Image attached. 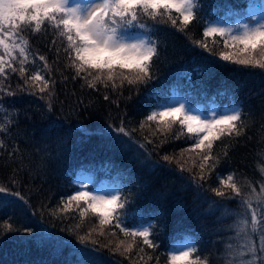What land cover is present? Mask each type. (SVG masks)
<instances>
[{
  "label": "snow or ice",
  "instance_id": "6c2138e0",
  "mask_svg": "<svg viewBox=\"0 0 264 264\" xmlns=\"http://www.w3.org/2000/svg\"><path fill=\"white\" fill-rule=\"evenodd\" d=\"M212 11L219 15L212 18L210 13H205L200 0H0V137L10 135L19 115L14 101L5 97L26 94L44 101L49 111L53 109L56 85L53 69L46 56L33 53L29 34L51 32L52 44H58L54 63H58L62 54L65 70L73 73L71 78L83 80L82 87L93 91H99L100 86L115 92L127 85L139 92L141 85H148L154 79L160 56L159 40L155 37L158 24H168L177 32L187 33L190 25L199 23L203 38L193 39L194 47L226 64L264 71V0H246L240 8L224 4ZM13 76L23 81L15 89L10 84ZM149 95L155 96V90ZM104 99L110 97L105 94ZM57 127L53 125L48 131ZM139 127L147 128L152 138L138 141L133 135L137 129L129 130L123 119L119 126L110 123L107 126L110 131L101 132L110 137L115 133L113 142L142 156L149 162L148 166L166 167L169 172L179 173L182 182L195 188L197 198L203 196L210 208L223 209L222 217L233 218L232 223L220 229L230 235L223 240L219 264H264V179L257 182V191L251 181L239 183L235 173L217 174L218 186L211 188V195L217 199L204 195L208 192L205 182L221 161L220 154L215 152L216 143L245 133L242 105L233 102L221 110L213 107L202 114L183 98L161 100L157 96ZM181 137L191 143L179 153L164 154L153 161L147 145H155L157 141L164 144ZM52 143L53 151L66 150L58 137ZM4 147L0 138V148ZM227 147L225 144V157ZM16 151L14 148L13 153ZM258 170L264 177V169L258 166ZM11 182L15 185V178ZM72 185L73 193L61 197L51 214L54 218H67L69 213H78L75 228L81 247L73 249L78 258L75 264H103L102 249L130 261L138 258V264H160V256L152 254L158 248L152 238L154 226L129 227L126 223V208L133 196L132 192L125 194L127 185L96 187L85 181H72ZM245 186L250 191L245 192ZM237 198L239 211L230 210L223 203ZM18 201H23V205L29 203L19 191L0 186V205L12 206ZM12 220L9 216L0 222L3 228L0 235L21 231L36 235L26 212L21 223L27 226L17 227ZM85 221L91 227L79 234ZM40 231L43 233L44 229ZM120 234L123 239L118 238ZM134 250L135 258L131 255ZM165 254L166 264H210V258L200 254L199 241L184 234H179L161 255Z\"/></svg>",
  "mask_w": 264,
  "mask_h": 264
},
{
  "label": "trees",
  "instance_id": "16d2710c",
  "mask_svg": "<svg viewBox=\"0 0 264 264\" xmlns=\"http://www.w3.org/2000/svg\"><path fill=\"white\" fill-rule=\"evenodd\" d=\"M245 3L246 0H240L237 3H231V5L233 8H240ZM219 6L222 5L219 4ZM157 26L168 32L176 43L189 48L192 57L196 61H210L215 66L216 79L205 85L208 87L209 98L218 93L222 95L230 93L235 100L256 101L261 98L264 93V71L226 64L219 61L216 57L209 56L202 49L194 47L187 34L177 32L168 24H158ZM29 39L33 53L46 56L52 66L53 78L56 80L55 97L52 101L53 109L51 111L48 110L44 101L34 96L20 94L16 97L4 98L8 101H14V107L18 110V119L16 124L11 127L10 135L18 136L19 141L15 142L7 136L0 137L4 140L5 145L4 148H0V186H7L13 191H19L29 203L28 205H23V201H18L16 205L12 206L0 205V222L7 220L11 216L13 218L12 223L15 226H27L21 223L23 214L26 212L31 217V223L36 235L29 236L22 231L0 235V264H71L68 260L70 253L74 252V248H79L81 245L60 237L56 232V221L48 212V203L51 197L61 193L59 191L56 192L53 188H48L35 176L34 169L36 167L41 168L36 161V156L41 148L45 147L50 150L54 161L52 149L40 142L46 137L52 140L57 137L59 139H69L68 137H70L71 140L69 139V141L75 147L72 162H79L81 165L85 164V166H89L92 169H98L113 150L117 155L119 166L118 171L113 175L116 180L124 176V178H129L132 172L135 174L139 173L142 177L144 173L152 186L161 188L165 186L168 176L178 173L169 172L166 167L154 169L148 166L149 162L141 170H138L142 163L140 161L142 156L138 157L136 152L127 150L122 145L114 143L112 137H115V133H112L110 137L101 132L102 129L110 131V129H107L110 123L119 126L121 119H123L125 126L131 130L133 127L130 126V128L128 126V123L130 125L129 116L134 112L139 100L148 93L150 83L141 85L139 92L131 90L127 85L115 92L110 87L108 90L102 88L101 92L105 93L106 90L107 93L108 91L109 100L101 102V95L90 99L88 98L89 90L86 87H82V80H73L71 78L73 73L70 70H65V60L62 54L58 63H54L57 60L55 49L58 44L55 46L52 44L54 37L51 32L47 34H29ZM36 63L42 67L40 61H36ZM28 67L31 68L32 65H28ZM65 76L68 77L67 80L64 79ZM18 83L22 84L23 81L13 76L10 80L11 87L15 89ZM260 118L261 116L258 119ZM134 121L133 123L137 125L136 120ZM53 125L58 127L54 131L49 132L48 130ZM81 129H85L86 132H81ZM253 130L262 141L261 135L263 134L261 132L264 133V125H257V128L254 127ZM253 130L250 129V131ZM44 136L46 137L42 140ZM138 141L142 142L141 140ZM223 142L224 139L220 141V144ZM38 143H40L39 146L42 144L41 147H38L39 149L33 148ZM243 143L245 144L246 140H243ZM240 145L242 146V143ZM14 148L17 149L15 153H13ZM147 148L152 154L153 161L160 159L155 151H152L149 147ZM216 149L217 147H215V152ZM263 152L264 145L257 144L253 147L252 153L248 154L247 150H245L246 160L240 162H246L244 164L246 167L244 166L243 168L246 174L249 175L256 172V165L253 160L262 156L260 153ZM9 153L13 154L9 155ZM234 158L235 154L231 156V160ZM235 160L238 161V158H235ZM29 163L30 165L33 164L34 167L29 166ZM260 163L263 165L262 161ZM51 167L52 163L49 168L42 169L48 173ZM172 167L175 166L172 165ZM218 168L221 167L218 165ZM12 178L16 180L15 185L11 182ZM193 194V192L186 190L180 194L182 205L181 208L179 207L174 219L180 224H185L184 213L189 212L190 209L197 205L195 200L197 195ZM209 197L215 199L212 195H209ZM202 200L208 202L204 198ZM225 205L229 207L231 203ZM254 206H256L255 202ZM41 228L44 229L43 233L40 231ZM205 228L206 230L208 229L207 224L206 226L203 225L204 230ZM2 232V223H0V233ZM102 253L101 258H108L113 264H118L112 255L103 250Z\"/></svg>",
  "mask_w": 264,
  "mask_h": 264
},
{
  "label": "rangeland",
  "instance_id": "374dc122",
  "mask_svg": "<svg viewBox=\"0 0 264 264\" xmlns=\"http://www.w3.org/2000/svg\"><path fill=\"white\" fill-rule=\"evenodd\" d=\"M200 2L203 5V10L205 13H210L212 18L218 15V13L212 11L214 7L218 6L216 0H200ZM202 31V26L199 23H193L190 25L187 33L185 34H187L190 38V41H192V39H202ZM155 37L159 40L160 53L159 60L155 65V69L157 68V70L154 69V79L150 82L148 93L139 100L136 108H134V112L129 116L130 125L128 123L129 127L131 126L137 129L133 135L142 142L145 137H152L147 128L140 130V121L147 114L148 106L155 103L157 96L161 100H168L174 96L178 99L183 98L191 104L193 109L204 114L205 112L203 111V107L206 105L202 104V99L205 96V92L202 90L203 87L201 84L206 83L207 79L212 77L214 73L212 72L209 65L205 63L196 64L192 59L191 50L176 43L171 39L167 32L158 29V31L155 33ZM82 83L84 84L83 80L81 84ZM98 88L99 91H93L92 89L87 88L89 90L90 96H88V98H96L101 95V102H105L103 96L108 93V91L106 93V90L108 89H106L105 93H103L101 92L103 87L98 86ZM153 90H155L156 95L150 96L149 93ZM231 103V98L228 95L216 97L208 104L207 109L215 107L217 110H221L223 107L229 106ZM239 105H242L243 118L246 121L245 133L244 135L234 138L233 140H229L227 137L224 138V142L226 141L225 144L228 145V155L226 157L223 155V152L225 151L224 142L222 144H220V141L216 143V152L222 156L219 164V167L221 168L217 167L215 172H213L205 182V188L208 189L209 193H211L212 187L218 186V180L216 179L217 174L224 173L223 175H227L229 173H235L236 179L239 181V183L245 184V181H251L253 186L257 188V191H259V184L257 182L261 179H264V177L261 176V172L258 170V166L259 169H264V156H260L258 159L254 158L253 163L256 165V172L254 174L250 173L248 175L243 169L244 166L246 167V165H244L246 162L243 163L246 160L245 150H247L249 154L252 153L253 147L256 146V144L264 145V133L261 132V134H263L261 135L263 138L261 141L259 136L253 130L254 127L257 128V125H264V93L262 94L261 98H258L256 101H246ZM260 116L261 118L258 119ZM134 120H136L137 125L133 123L135 122ZM250 121L252 122L250 123ZM250 129L253 131H250ZM7 137L13 139L15 142L19 141L18 136L7 135ZM45 137L46 136L42 137V140ZM68 138L70 139V137ZM69 139H60V141L66 146V150L59 153L57 151H53L55 145L52 143V139L46 137L42 142H40L42 144H46L52 149L54 153V161L52 162V167L49 169L48 173L42 168L36 167V169H34L36 174H34L48 188H53L56 190V192L59 191L61 193L51 197L48 203V212H50V214L52 210L56 209L58 206L61 197H66L67 195L73 193L74 189L72 181H85L86 183L96 187L115 185H127V187H129L131 185L125 194L132 192V199L134 197H141L142 201H140L138 208L133 207V209H130L127 205L126 212L128 215H137V219H147L150 217L154 218L153 221L149 223V225L154 226V236L152 237L158 243V248L155 251L156 253L163 252V250L161 251L159 249V247L163 245V241H160L163 240V235L176 238L178 236L176 231L179 228H183L187 232H181L179 234H184L190 239H197L199 241L201 256H208L210 258V264H219L218 257L223 248V240L227 239V237L230 235V233L221 232L220 229L223 228L225 224L232 223L233 220L232 217H222L221 213L223 209H217L215 206L210 208L208 202L203 201L205 208L201 209L195 205L190 211V213H192V218L195 225L190 226L185 223L181 226H177L174 223V218L176 217L180 207V194L190 187V185L181 181L179 173V175L174 174L177 176L166 179V186L157 188L155 192L151 191L153 186L149 183V180L143 172H141L143 173V177L140 176L139 173L135 174L132 172L129 175L128 181L126 178H124V176L119 180L115 179V182H113V175L119 169L118 158L113 150L107 157V162L105 161V163L97 170L92 169L89 166L79 165L80 167H78L77 163L72 162L75 147L69 141ZM243 140H246L245 144L243 143ZM40 143L33 146V148H40L42 145L41 144L39 146ZM190 143L191 141H187L185 137H181L179 140H170L168 143L164 144H159L157 141L155 145L149 144L147 147H149L152 151L159 153L158 157H160L164 154L179 153L181 148L187 147ZM241 143L242 146L240 145ZM232 154H235V158H238V161H236L235 158L231 160ZM140 161H142V163L138 170H141V168H143L144 165L148 163L143 159V157L140 159ZM260 161L263 162V165L260 163ZM29 166L34 167L33 164L30 165V163ZM187 175L188 173H184V176ZM54 185L55 187H53ZM244 191L248 192L250 190L245 186ZM145 199L148 201V205L146 207L144 206ZM238 200L239 198L236 200L224 201L223 203H231L232 206L230 205L227 208L233 211H239L240 209L238 206ZM127 217L126 221L130 222L128 226H133L134 220ZM54 219L56 221L55 226L57 227L56 232L60 237L67 241L79 243L77 230L75 228V225L79 219L78 213H69L67 218L62 216L60 218ZM221 220H223V223H221ZM206 224L208 229L206 230L205 228L204 230L203 225L206 226ZM90 227L91 223L85 221L82 227L79 229V234H84ZM69 229H72V231L70 232ZM115 231L118 232L117 229ZM118 238L123 239L124 237L122 234H120ZM102 250L109 255H112L118 264H138L136 259L130 261L119 254H111L108 249ZM146 251L149 253L152 252L151 249H146ZM131 255L135 258V250ZM166 258V255L162 256V259H160V264H166ZM76 259L78 258L75 256V253L71 252L70 256L68 257L69 262H71V264H75Z\"/></svg>",
  "mask_w": 264,
  "mask_h": 264
},
{
  "label": "bare ground",
  "instance_id": "6f19581e",
  "mask_svg": "<svg viewBox=\"0 0 264 264\" xmlns=\"http://www.w3.org/2000/svg\"><path fill=\"white\" fill-rule=\"evenodd\" d=\"M240 0H216L217 3L221 4V5H224V4H231V3H237L239 2ZM157 70V68L155 69ZM226 141L224 142V145H225ZM234 156V154H232ZM36 161L38 163V165L41 167V168H44V169H47L49 168V166L51 165L52 161H53V157H52V154L50 153V150H47L45 147L41 148L40 151L38 152L37 156H36ZM179 175V174H177ZM177 175H171V176H168L166 179H169L170 177H173V176H177ZM239 182V181H238ZM187 183V182H185ZM166 186V185H165ZM164 186V187H165ZM157 190V186H153L151 188V191L152 192H155ZM186 191H190L191 193L193 192L194 194H196V190L194 187L190 186L189 188L186 189ZM193 194V195H194ZM197 195V194H196ZM204 195L208 196L211 195L209 192L205 193ZM203 196L201 198H196V202H197V207L199 208H205L204 204H203V200H202ZM211 198V197H210ZM212 199V198H211ZM140 201H142V198L139 197V198H136L134 197L133 201H130L129 204H128V207L129 208H133V207H139V204H140ZM148 205V201L145 199L144 201V206L146 207ZM208 205H209V201H208ZM153 217H150V218H147L146 220L148 222H152L153 221ZM184 219H185V223L192 226V225H195L194 224V220L192 218V213H189V212H185L184 213ZM174 223L177 225V226H181L182 224H180V222L178 221H175L174 220ZM179 235V233L181 232H187L185 229L183 228H179L177 231H176ZM188 236H191V235H188ZM163 240H160V241H163V245H161L159 247V249L163 252L161 253H152L154 256H160V259H162V256L164 255H161L162 253H166V250L168 249V247L170 246V244L173 242V240L175 238L173 237H169L167 235H163L162 236ZM139 246V245H138ZM103 254V253H102ZM105 255V254H104ZM166 255V254H165ZM136 257V256H135ZM102 261H103V264H113L112 262H110L111 260L108 259V258H101ZM138 261V258L136 259Z\"/></svg>",
  "mask_w": 264,
  "mask_h": 264
}]
</instances>
